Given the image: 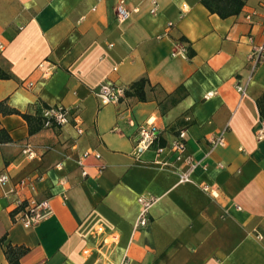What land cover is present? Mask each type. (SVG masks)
<instances>
[{
  "label": "crops",
  "instance_id": "obj_1",
  "mask_svg": "<svg viewBox=\"0 0 264 264\" xmlns=\"http://www.w3.org/2000/svg\"><path fill=\"white\" fill-rule=\"evenodd\" d=\"M117 3L0 0V101L19 112H0V264L7 243L28 248L20 264H264V57L251 74L247 58L264 39V0L226 18L201 0H125L122 22ZM141 77L144 101L125 93ZM103 82L122 88L118 101L100 102ZM59 104L73 114L62 126L31 132L20 114ZM145 123L156 139L137 156ZM140 195L154 201L134 228ZM28 198L52 213L27 228L13 213Z\"/></svg>",
  "mask_w": 264,
  "mask_h": 264
},
{
  "label": "built area",
  "instance_id": "obj_2",
  "mask_svg": "<svg viewBox=\"0 0 264 264\" xmlns=\"http://www.w3.org/2000/svg\"><path fill=\"white\" fill-rule=\"evenodd\" d=\"M125 0H118V3L115 8V18L118 22H122L126 20L131 10L127 9L125 6ZM154 7L150 10L151 12L155 11V2ZM137 9H133L132 11H136ZM247 19L250 18V14L245 15ZM247 39L252 41L251 35L247 36ZM3 45L0 42V50L2 49ZM264 57V39L262 42L256 46H253L251 51L248 53L247 58L250 62V74L254 72L255 68L258 66L260 61ZM42 66V63L39 65ZM54 66L50 64V67L46 68L43 72L44 76H47L50 73V69H52ZM244 86L237 84L236 90L243 95L244 94ZM95 95L99 98L100 102L105 104L109 102H116L118 101L122 96V88L119 86L109 83V82H103L99 85V87L95 90ZM43 117H44V127H50V126H62L65 123H68L72 117V113L70 112V109L68 107H65L64 105H54L50 106L47 109H42L41 111ZM74 119V126L78 133L82 132V128L79 124V121L77 119V116L73 117ZM257 139H262L264 137V127L261 125L256 132ZM156 139V133L155 128L153 125H150L149 123H145L143 126L140 127L137 138L135 140V144L133 146V154L134 155H140L143 151L149 149ZM210 142L213 146L218 144H223L224 142V135L223 132L218 133L216 136L212 137L210 139ZM171 150L177 154V157H179L184 149H185V132L183 130H180L177 134L176 139L171 144ZM163 148L158 147L156 150L161 151ZM27 152L28 157L32 158L34 157V153L27 147L25 150ZM86 153L82 155L84 157ZM162 165H166V162H162ZM193 168V165L189 168L188 171L184 173L179 174V182L182 181H188L189 180V172ZM8 177L6 174L0 175V183L4 184L6 183ZM23 183L20 181L18 185ZM203 189L210 191L211 194H213L212 189L208 187L207 185H203ZM137 201L140 204V211L138 214V218L136 223L134 224V228L145 226L148 223V209L150 205L153 203L154 199L153 197H146L144 195H140L137 198ZM15 206L17 210L13 213L14 219L16 221H19L24 227H32L39 221L47 218L52 213V208L50 205V202L48 199H43L40 201H37L32 198H28L25 200H17L15 201ZM115 240V237H108L103 238L101 243L102 245H105L106 243L112 242Z\"/></svg>",
  "mask_w": 264,
  "mask_h": 264
},
{
  "label": "trees",
  "instance_id": "obj_3",
  "mask_svg": "<svg viewBox=\"0 0 264 264\" xmlns=\"http://www.w3.org/2000/svg\"><path fill=\"white\" fill-rule=\"evenodd\" d=\"M245 0H201L203 6H205L210 12L216 13L221 18L239 13ZM10 74L5 72L0 67V79L9 78ZM149 84L148 79L141 77L138 80L132 82L128 89L125 91L127 95L136 96L139 100L144 101L146 99L144 87ZM256 104L259 110L261 118H264V91L257 98ZM50 106L43 105V109H47ZM0 112L3 114L19 113L16 109L10 108L5 104V101H0ZM23 118L27 121L30 127V131L39 129L44 125V117L42 113L37 115H29L20 113ZM32 121L35 122V127H32ZM4 240V238H3ZM28 248L23 245H13L11 243L5 244L4 255L7 259L8 264H20V258L27 253Z\"/></svg>",
  "mask_w": 264,
  "mask_h": 264
}]
</instances>
